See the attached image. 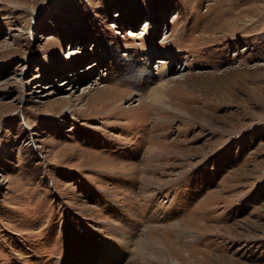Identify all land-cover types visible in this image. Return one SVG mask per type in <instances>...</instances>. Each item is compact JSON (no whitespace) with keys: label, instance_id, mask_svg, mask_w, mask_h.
<instances>
[{"label":"rangeland","instance_id":"374dc122","mask_svg":"<svg viewBox=\"0 0 264 264\" xmlns=\"http://www.w3.org/2000/svg\"><path fill=\"white\" fill-rule=\"evenodd\" d=\"M159 246L264 264V0H0V264Z\"/></svg>","mask_w":264,"mask_h":264},{"label":"bare ground","instance_id":"6f19581e","mask_svg":"<svg viewBox=\"0 0 264 264\" xmlns=\"http://www.w3.org/2000/svg\"><path fill=\"white\" fill-rule=\"evenodd\" d=\"M224 35H226V34L224 33ZM216 38H217V36H216ZM126 61H127V64H128L127 67L124 69V71H125L126 74L131 73L130 70L134 69V74H135V76H137V78L148 79L150 77V72L147 69L148 62L145 64V66H141V68L138 69L137 66L133 63V61H131L129 59H127ZM131 78L133 79V75H131ZM163 85H164L163 86V88H164L165 87V84L163 83ZM113 88H114V86L107 87L106 85H103V88L101 90H96V92H95V93H97V94H95L96 95V98H95V100H94V102L92 104L93 107H96V109H97L96 112L105 111V113L111 114V111L115 110L119 106V104H116L115 106L109 107L117 99H121L120 97H122L124 95V91H122V90L124 88H126V87H123V88H121V89H119L118 91H115V92H112ZM125 93H127V92H125ZM128 94H129V92H128ZM158 95L159 94L153 96V100H155ZM64 101H67L68 104L73 103L70 98H65ZM93 115H96V114L94 113ZM146 149L151 152L150 153L151 155H154V156H157L156 154H161L162 153V152H160L157 144L156 143H153V142L150 145H148ZM159 251H161V253H163L167 259H170L167 256V254H166L167 251L162 246H159ZM169 262L171 264H178V261L176 259H174V261L172 259H170Z\"/></svg>","mask_w":264,"mask_h":264}]
</instances>
